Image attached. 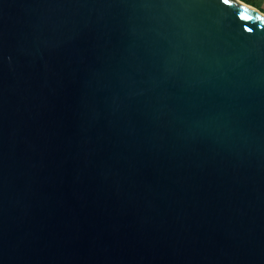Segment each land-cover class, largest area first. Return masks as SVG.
Returning a JSON list of instances; mask_svg holds the SVG:
<instances>
[{"label": "water", "instance_id": "1", "mask_svg": "<svg viewBox=\"0 0 264 264\" xmlns=\"http://www.w3.org/2000/svg\"><path fill=\"white\" fill-rule=\"evenodd\" d=\"M0 264H264V13L0 0Z\"/></svg>", "mask_w": 264, "mask_h": 264}, {"label": "rangeland", "instance_id": "2", "mask_svg": "<svg viewBox=\"0 0 264 264\" xmlns=\"http://www.w3.org/2000/svg\"><path fill=\"white\" fill-rule=\"evenodd\" d=\"M264 13V0H241Z\"/></svg>", "mask_w": 264, "mask_h": 264}, {"label": "snow or ice", "instance_id": "3", "mask_svg": "<svg viewBox=\"0 0 264 264\" xmlns=\"http://www.w3.org/2000/svg\"><path fill=\"white\" fill-rule=\"evenodd\" d=\"M224 3H229V0H224ZM249 19H251L252 17H248ZM249 31H251V29H249Z\"/></svg>", "mask_w": 264, "mask_h": 264}, {"label": "bare ground", "instance_id": "4", "mask_svg": "<svg viewBox=\"0 0 264 264\" xmlns=\"http://www.w3.org/2000/svg\"><path fill=\"white\" fill-rule=\"evenodd\" d=\"M251 8H253V9H255V10H257V11H259L258 9H256L255 7H253V6H251V5H249Z\"/></svg>", "mask_w": 264, "mask_h": 264}]
</instances>
